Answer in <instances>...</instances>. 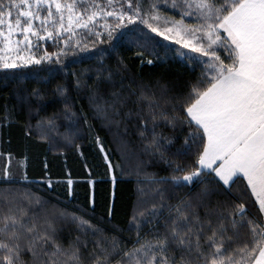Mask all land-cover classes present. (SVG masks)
Returning <instances> with one entry per match:
<instances>
[{"label":"snow or ice","instance_id":"6c2138e0","mask_svg":"<svg viewBox=\"0 0 264 264\" xmlns=\"http://www.w3.org/2000/svg\"><path fill=\"white\" fill-rule=\"evenodd\" d=\"M129 26L142 38L138 56L157 47L149 33L179 46L169 50L199 70L187 89L171 93L165 87L159 96L144 89L126 93L123 60L115 68L101 62L94 70L66 71L64 58ZM41 42L55 50L37 56ZM44 61L66 71L51 91L62 111L40 116L49 94L33 89L24 101L26 135L48 139L61 116L87 124V116L73 110L75 98L86 92L97 116L115 119L126 110L148 162L158 159L171 173L152 176L148 189H141V206L129 221L135 234L129 246L83 213L48 212L49 202L17 187L15 173L3 166L0 264H264V0H0V68ZM87 72L94 74L91 84ZM158 128L185 133L177 155L192 152L191 163L169 159L173 138ZM4 157L10 162L13 154L0 151ZM26 161L20 157L17 166L25 169L20 179L31 183ZM46 183L51 189L53 182ZM72 184L69 178V197ZM192 184L199 185L196 197L175 202L165 187ZM69 225L76 234L65 243L62 233Z\"/></svg>","mask_w":264,"mask_h":264},{"label":"trees","instance_id":"16d2710c","mask_svg":"<svg viewBox=\"0 0 264 264\" xmlns=\"http://www.w3.org/2000/svg\"><path fill=\"white\" fill-rule=\"evenodd\" d=\"M149 34L157 47L154 51L150 47L143 49V56L136 55L142 44L140 32L129 26L114 33L113 39L103 44L97 41L88 50L77 51L76 55L70 54L64 58L66 71L94 70L101 62L106 67L115 68L117 61L123 60L127 65V72L121 74L126 93L133 90L139 93L140 89H144L159 96L165 87L171 93L187 89L199 70H192L174 51L169 50L178 48V45H172L154 33ZM50 43H42L39 52L42 54L45 48L54 51ZM148 60H152V63H148ZM66 71L47 61L41 65L0 69V151L13 154L10 162L6 157L0 158V168L5 165L11 168L17 177V187H26L41 194L49 202L46 205L48 212L67 209L75 211L77 215L83 213L85 219L104 233L119 237L130 246L135 234L129 232V221L134 210L141 206V189H148L152 176H169L171 169L158 159L148 162L149 158L141 151L134 119L130 121L123 115L126 110H122L121 116L115 119L97 116L86 92H81L75 98L73 110L78 115H86L87 124L82 118L68 120L61 116L57 120L56 131L50 133L48 139H40L35 134L26 135L28 113L25 99L29 98L33 89H40L49 94L40 116L62 111V106L51 97V91L57 83L67 78ZM88 77H92L88 79L91 84L93 72H87L85 78ZM6 116L9 117L7 120ZM37 118L33 117V125ZM157 131H163L173 138V143L167 146L169 159L181 164L191 163L192 152L177 155L185 136L181 129L158 128ZM65 136L71 137L70 143L66 142ZM101 146L104 151H101ZM25 155L26 174L31 183L20 179L25 169L17 166L19 158ZM69 178L73 181L71 197L68 196ZM49 179L53 182L51 189L46 183ZM2 187L4 185H0ZM165 187L173 202L189 197L194 199L199 191L197 184L180 188ZM219 198L223 199V196ZM70 234H76L73 225L62 233L65 243Z\"/></svg>","mask_w":264,"mask_h":264},{"label":"rangeland","instance_id":"374dc122","mask_svg":"<svg viewBox=\"0 0 264 264\" xmlns=\"http://www.w3.org/2000/svg\"><path fill=\"white\" fill-rule=\"evenodd\" d=\"M41 43H44V42H41ZM186 51V50H185ZM35 54L37 55V56H39V55H41V53L38 51V52H35ZM43 54V53H42ZM28 66H32V65H28ZM28 66H25V67H28ZM0 69H2V68H0Z\"/></svg>","mask_w":264,"mask_h":264}]
</instances>
